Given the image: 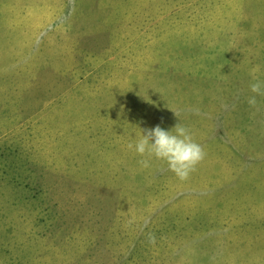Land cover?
<instances>
[{
	"label": "rangeland",
	"instance_id": "374dc122",
	"mask_svg": "<svg viewBox=\"0 0 264 264\" xmlns=\"http://www.w3.org/2000/svg\"><path fill=\"white\" fill-rule=\"evenodd\" d=\"M254 78L264 0H0V264H264ZM178 123L185 181L128 148Z\"/></svg>",
	"mask_w": 264,
	"mask_h": 264
},
{
	"label": "clouds",
	"instance_id": "9594fccd",
	"mask_svg": "<svg viewBox=\"0 0 264 264\" xmlns=\"http://www.w3.org/2000/svg\"><path fill=\"white\" fill-rule=\"evenodd\" d=\"M257 70L254 67L252 71L256 72ZM250 91L255 95L248 99V104L255 107L256 96H264V81L255 80L250 85ZM133 147L135 152L142 157L138 163L143 168H148L149 161L155 157V159L163 161L167 165V170L174 173L181 181L189 178L206 155L203 148L193 140L190 131L180 123L171 131L164 130L159 125L145 129L142 138L134 146L128 145L129 149Z\"/></svg>",
	"mask_w": 264,
	"mask_h": 264
}]
</instances>
